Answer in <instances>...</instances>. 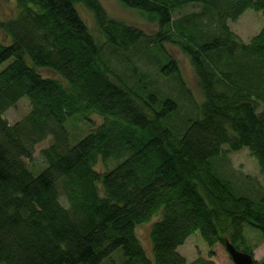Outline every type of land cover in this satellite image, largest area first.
<instances>
[{
    "label": "trees",
    "instance_id": "16d2710c",
    "mask_svg": "<svg viewBox=\"0 0 264 264\" xmlns=\"http://www.w3.org/2000/svg\"><path fill=\"white\" fill-rule=\"evenodd\" d=\"M14 1L15 15L0 21V264H215L177 251L195 231L208 246L227 238L251 254L243 226L264 240V192H237L222 160L246 148L264 181V27L244 43L227 21L247 9L264 17V0H117L155 23L154 36L98 0ZM189 6L199 9L176 14ZM165 43L187 55L202 94L182 113L138 71L144 58L190 96ZM21 98L28 112L9 123L4 113ZM43 140L33 173L24 159ZM153 217L150 257L135 228Z\"/></svg>",
    "mask_w": 264,
    "mask_h": 264
},
{
    "label": "rangeland",
    "instance_id": "374dc122",
    "mask_svg": "<svg viewBox=\"0 0 264 264\" xmlns=\"http://www.w3.org/2000/svg\"><path fill=\"white\" fill-rule=\"evenodd\" d=\"M106 14L111 18L123 21L129 25L142 29L148 36H154L157 26L155 23H151L139 12L138 10L129 9L121 5L117 0H98ZM75 7L89 27L90 31L97 36L95 22L92 14L82 5L75 4ZM198 6H189L184 10L176 12L188 13L198 10ZM16 13V4L14 0H0V21H5ZM174 16H177V15ZM229 29L238 36L242 42L247 43L254 35H256L264 27V17L261 12L254 11L252 9L245 10L236 20L227 21ZM0 41L5 44L8 43L7 37L0 30ZM167 54L170 55L175 61L180 70V75L184 81L185 88L189 91V95H183L179 93V88L176 82L170 78V76H162L159 74L155 64L147 62L146 59L140 58L138 63V71L146 72L148 79L150 77L157 78L158 81L154 86H158L160 89L169 91L173 97L177 99L181 106V113L189 106V101L200 102L202 101V94L197 85V78L194 74L193 67L187 57L179 47L173 43H165ZM120 70L123 69V65L118 63ZM39 73L43 77L54 76L51 71L46 69H38ZM186 93V92H185ZM29 109L28 101L26 98H21L14 106L8 108L4 117L9 123H13L23 117ZM76 135H82L87 131L82 120H77ZM72 140V137H71ZM74 142V141H72ZM47 144L46 140L37 143L34 147V152L30 159H24L26 165L33 173H37L44 166V161L40 155V150ZM223 150H227V146H223ZM115 161L110 159L108 161H99L95 168L97 170H104L111 167ZM222 169L232 180H234V186L239 193H247L255 198L260 195L258 192H264V181L260 174L257 162L246 148H242L237 151H228L226 153L225 160H222ZM249 190V191H248ZM258 191V192H256ZM257 195H255V194ZM60 201L63 205L67 206L64 198L61 196ZM157 219H153L148 223H143L135 228V233L148 256H152L150 249V242L148 237V231L150 225ZM243 235L245 242L252 248L253 260L256 262H264V240L261 237L260 231L248 224L243 226ZM242 249V247H241ZM177 251L186 259L187 263L200 256L205 259L212 260L215 264H233L230 256L228 255L224 244L215 243L213 246H208L203 240L199 232L195 231L189 235L184 243L180 245Z\"/></svg>",
    "mask_w": 264,
    "mask_h": 264
},
{
    "label": "water",
    "instance_id": "95a60500",
    "mask_svg": "<svg viewBox=\"0 0 264 264\" xmlns=\"http://www.w3.org/2000/svg\"><path fill=\"white\" fill-rule=\"evenodd\" d=\"M224 247L233 264H252V254L238 250L227 238L224 239Z\"/></svg>",
    "mask_w": 264,
    "mask_h": 264
}]
</instances>
